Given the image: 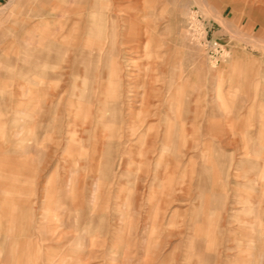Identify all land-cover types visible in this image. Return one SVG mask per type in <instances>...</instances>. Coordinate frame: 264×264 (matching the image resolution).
<instances>
[{
	"label": "rangeland",
	"instance_id": "1",
	"mask_svg": "<svg viewBox=\"0 0 264 264\" xmlns=\"http://www.w3.org/2000/svg\"><path fill=\"white\" fill-rule=\"evenodd\" d=\"M0 264H264V0H0Z\"/></svg>",
	"mask_w": 264,
	"mask_h": 264
},
{
	"label": "crops",
	"instance_id": "2",
	"mask_svg": "<svg viewBox=\"0 0 264 264\" xmlns=\"http://www.w3.org/2000/svg\"><path fill=\"white\" fill-rule=\"evenodd\" d=\"M65 257V256H64Z\"/></svg>",
	"mask_w": 264,
	"mask_h": 264
}]
</instances>
